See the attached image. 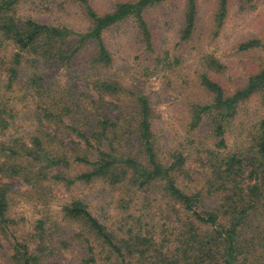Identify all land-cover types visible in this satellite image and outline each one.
Instances as JSON below:
<instances>
[{"label": "trees", "instance_id": "obj_1", "mask_svg": "<svg viewBox=\"0 0 264 264\" xmlns=\"http://www.w3.org/2000/svg\"><path fill=\"white\" fill-rule=\"evenodd\" d=\"M30 1L0 0V229L7 237L24 230L6 241L1 264H57L68 233L82 264H264V116L249 127L240 118L254 97L264 112V66L227 95L208 73L221 66L205 57L199 84L210 100L190 106L186 134L204 129V138L193 135L166 157L148 97L107 73L113 57L104 34L130 22L152 52L146 15L169 0L121 1L105 13L89 0H69L84 31L22 15ZM229 4L217 0V28ZM196 17V0H185L181 41ZM258 47V40L239 45ZM232 131L240 134L229 145ZM95 182L118 194L119 210L130 209L126 218L121 212L104 224L77 197L51 212L57 190ZM152 196L165 214L160 232L143 222ZM15 199L38 213L29 232L11 216Z\"/></svg>", "mask_w": 264, "mask_h": 264}, {"label": "rangeland", "instance_id": "obj_2", "mask_svg": "<svg viewBox=\"0 0 264 264\" xmlns=\"http://www.w3.org/2000/svg\"><path fill=\"white\" fill-rule=\"evenodd\" d=\"M35 1L31 0L28 5H24L20 13L41 22L62 23L76 31L87 28V23L76 8L70 5L69 0H41L40 4ZM89 1L99 13H105L116 3L130 0ZM196 2V24L187 41H181L178 37L183 24L185 0H169L147 12V22L152 33V52L145 50L144 45L138 41L130 22L104 34L106 46L113 57V67L107 73L128 85L138 87L148 97L152 109L153 133L160 144V152L166 157L174 148L187 146L184 141H195L193 135L200 134L204 138V129L191 131L192 137L189 138L186 134L190 131V106L210 100V96L199 84L205 57L214 59L221 66L219 71L208 73L227 95L244 87L248 78L264 66V0H230L227 16L220 28L213 22L217 0ZM250 40H258L261 47L241 51L239 45ZM77 63H81V60ZM240 111V118L246 122V127L264 116L256 97L242 105ZM239 134L236 131L228 133V144L232 145ZM193 158L186 161L187 167ZM15 187L22 190L20 185L15 184ZM54 195V205L50 209L52 213L59 211L60 203L77 197L88 205L95 218L108 225L120 218L121 212L122 217L126 218V213L130 211L119 210L115 203L118 194L100 182L72 188L67 193L57 190ZM150 200L151 219L143 222L157 224L155 230L160 232L161 225L165 223V214L160 209L159 198L154 199L152 196ZM37 214L29 204L20 199L13 202L11 216L17 221L19 228L24 227L29 232L31 222L38 218ZM70 230L71 228L67 229ZM13 232L20 236L24 230L11 229L7 237L0 229V264L7 261L4 257L5 245ZM74 236L73 233H68L65 242L67 249L60 248L57 264H82V253L76 241L71 238Z\"/></svg>", "mask_w": 264, "mask_h": 264}]
</instances>
